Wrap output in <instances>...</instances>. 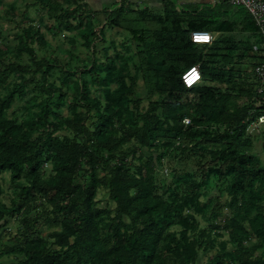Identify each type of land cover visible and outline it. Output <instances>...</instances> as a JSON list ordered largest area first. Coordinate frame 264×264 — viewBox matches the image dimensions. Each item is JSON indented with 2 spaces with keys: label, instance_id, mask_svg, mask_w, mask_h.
<instances>
[{
  "label": "trees",
  "instance_id": "1",
  "mask_svg": "<svg viewBox=\"0 0 264 264\" xmlns=\"http://www.w3.org/2000/svg\"><path fill=\"white\" fill-rule=\"evenodd\" d=\"M22 1L18 21L0 0L17 28L0 24V264H264V123L248 129L264 50L247 10Z\"/></svg>",
  "mask_w": 264,
  "mask_h": 264
},
{
  "label": "rangeland",
  "instance_id": "2",
  "mask_svg": "<svg viewBox=\"0 0 264 264\" xmlns=\"http://www.w3.org/2000/svg\"><path fill=\"white\" fill-rule=\"evenodd\" d=\"M87 2V4L89 6H91V8H93L94 10H99V1L101 0H85ZM103 1V0H102ZM121 1V0H120ZM120 1L119 0H114V1H105V7H110L111 5H113V8H115V6H117L118 4H120ZM180 1V0H179ZM132 3V5H130V8H133V9H145V8H150L154 11L152 12H161V7H156V5L154 7H152L150 4H148L147 2H143V1H138V0H127V3ZM18 3L20 5V7L17 9V16L15 18V20H18L20 21L21 17L19 15V13H21L23 11V5H24V1L22 0H18ZM177 4H179L177 1L175 2ZM7 6L6 5H0V24L2 25H5L6 28H10L11 27V32L13 31H16L17 28L15 26V23L13 22H10V20L8 18H5L3 17V14H5V10H6ZM31 9V15H34V11L32 10L33 8L30 7ZM43 13V11L41 12ZM135 14V13H133ZM140 25H148V22H142L140 23ZM7 31V29H6ZM43 32L45 33V38L51 42L53 45L54 44H57L58 42L57 41H60L64 48H69V43L66 41L65 39V35H68L69 31L68 30H64L63 32H60L58 35H55L53 36V34L50 32V31H47L45 29H43ZM107 36L109 37H113V40L116 42V43H119L121 42L122 40H124L126 38L127 33L126 32H122V30L118 27H113V29H109L107 30ZM117 48L120 49V46L119 44L117 45ZM258 124L257 123H252V124H249V127L248 129L249 130H252L254 128H256ZM255 151L260 153L261 156H264V152L261 151V145L259 143L256 144V147H255ZM174 164L177 166V164L174 162ZM166 168H163L162 171L167 174L168 173V170L165 171ZM169 177V176H168ZM2 184H3V188L5 190V192L3 193L2 195V198L8 203V199H9V196H10V181H9V175H5V179L2 181ZM216 193V192H213V194ZM212 194V195H213ZM103 197V194H99V198ZM106 198V197H105ZM15 222L12 220L11 223L8 225V229L11 228L13 230V233H15ZM202 225H205L204 222H201ZM12 236V235H11ZM6 237V236H4ZM228 237L227 233H224L222 236H221V239H226ZM7 238V237H6ZM4 242H7V240L4 238L3 240ZM214 252V249L210 250V252L208 253H213ZM207 259V254L203 255L202 256V259H201V262L204 263Z\"/></svg>",
  "mask_w": 264,
  "mask_h": 264
},
{
  "label": "built area",
  "instance_id": "3",
  "mask_svg": "<svg viewBox=\"0 0 264 264\" xmlns=\"http://www.w3.org/2000/svg\"><path fill=\"white\" fill-rule=\"evenodd\" d=\"M234 5L244 7L252 17L255 26L257 27V33L260 36L261 41L254 45L255 50H264V0H229ZM190 39L197 43H210L214 39L211 32L205 30L192 31L190 33ZM256 75L260 81L258 92L264 89V61L255 66ZM201 79V72L198 65L191 66L181 74L182 83L190 87ZM184 124L189 122L188 118H185ZM245 122V121H244ZM257 124L264 123V113L259 115L256 120Z\"/></svg>",
  "mask_w": 264,
  "mask_h": 264
},
{
  "label": "crops",
  "instance_id": "4",
  "mask_svg": "<svg viewBox=\"0 0 264 264\" xmlns=\"http://www.w3.org/2000/svg\"><path fill=\"white\" fill-rule=\"evenodd\" d=\"M105 1H114V0H103V1L101 0V1H99V7H100L99 9L108 8V7H105V3H104ZM138 1L147 2L152 7H154L155 5H156V7L157 6L161 7L160 8L161 11H163V9H164V1L165 0H138ZM176 1L178 3H208V4L212 5V6H214L215 4L219 3V1H221V0H180V1L176 0ZM212 35L215 36L213 33H212Z\"/></svg>",
  "mask_w": 264,
  "mask_h": 264
}]
</instances>
